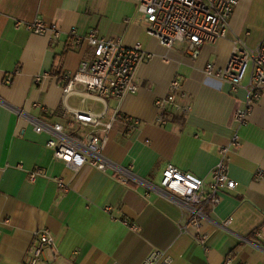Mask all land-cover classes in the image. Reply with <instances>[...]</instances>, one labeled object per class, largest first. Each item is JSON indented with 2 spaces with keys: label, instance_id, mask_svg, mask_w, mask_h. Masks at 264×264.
<instances>
[{
  "label": "crops",
  "instance_id": "1",
  "mask_svg": "<svg viewBox=\"0 0 264 264\" xmlns=\"http://www.w3.org/2000/svg\"><path fill=\"white\" fill-rule=\"evenodd\" d=\"M88 3L0 0V264H28L35 234L42 229L53 235L55 246L44 250L40 264H143L154 249L166 251L172 264H264V179L257 178L264 174V95L248 124L239 127L235 116L245 107L249 76L233 92L228 83L204 73L208 64L226 67L237 39L257 47L264 38V0H241L227 38L204 45L196 59L184 43L170 50L163 47L131 17L112 23L107 1L97 5L96 17H89ZM37 18L47 27L56 26L59 36L17 26L18 21L30 24ZM73 29L80 36L95 29L100 37H121L128 46L141 42L154 55L138 68V92L119 105L110 101L111 109L119 106L121 115L140 122L132 133L123 122L116 123L104 151L112 163L133 166L135 175L158 186L168 165L208 184L220 148L239 136L240 145L228 155L229 175L239 185L222 192L210 221L202 223L208 251L195 241L194 229L181 234V209L168 193L147 194L141 185L121 184L112 170L87 165L74 173L55 159L48 135L36 133L24 116L64 123V77L92 56L86 41L76 44ZM176 77L183 80L178 100L192 111L171 113L162 125L155 101L168 95ZM9 78L12 84L7 85ZM34 103L47 106L50 114ZM70 104L103 110L101 103L81 104L77 97ZM36 167L46 176L32 182L29 172ZM58 179L70 186L69 192L59 189ZM230 217L232 223L223 227Z\"/></svg>",
  "mask_w": 264,
  "mask_h": 264
},
{
  "label": "built area",
  "instance_id": "2",
  "mask_svg": "<svg viewBox=\"0 0 264 264\" xmlns=\"http://www.w3.org/2000/svg\"><path fill=\"white\" fill-rule=\"evenodd\" d=\"M240 1L134 0L138 11L150 24L147 33L169 50L178 43L186 44L187 52L193 59L199 57L204 45L216 44L227 38L231 18ZM17 26H24L39 35L60 34L56 26L47 27L39 18L30 24L18 21ZM71 36L76 44L86 41L92 48V56L81 62L75 74L64 77L61 114L64 123L50 122L26 114L24 116L31 121L36 133L48 135L47 146L53 150L55 159L64 162L74 173L87 165L102 172L112 170L121 184L141 185L147 189V194L151 191L168 193L181 209V234H190V230L194 229L195 241L208 251L209 236L202 231V223L210 221L209 214L220 205L222 192L234 191L239 185L231 179L228 170V155L231 148L240 145L239 136L235 134L228 145L220 148V159L208 184L174 165H168L163 170L158 186L135 175L133 166L124 168L112 163L105 157L104 151L116 123L123 122L127 132L132 133L140 122L133 117L121 115L119 106L111 109L110 101H117L119 105L127 95L138 92V68L154 55L141 42L128 46L121 37L98 36L95 29H90L84 36L78 35L76 29H73ZM234 44L225 68L217 69L213 64H208L204 73L207 77L228 83L233 92L249 76L245 107L235 116L238 126L243 127L248 124L254 106L264 95V38L255 48H250L241 39H237ZM40 81L41 77L38 76L36 82ZM6 84H12V79H7ZM182 88L183 80L176 77L170 83L168 95L155 101L160 124L166 125L171 113L189 114L192 111V106L184 105L178 100ZM73 97L79 98L81 104L88 101L99 102L103 105V110L96 113L73 107L70 104ZM34 107L40 108L44 115L50 114L45 105L34 103ZM42 176H46V173L39 167L29 172L32 182ZM257 178L264 179V174L259 172ZM57 184L62 192L70 191V186L62 179H58ZM106 210L110 211V208L106 207ZM232 221L230 217L223 227L227 228ZM256 235L261 236L258 231ZM54 246L55 239L48 230L37 232L28 264H40L44 250ZM143 264H172V259L166 251L154 249Z\"/></svg>",
  "mask_w": 264,
  "mask_h": 264
},
{
  "label": "rangeland",
  "instance_id": "3",
  "mask_svg": "<svg viewBox=\"0 0 264 264\" xmlns=\"http://www.w3.org/2000/svg\"><path fill=\"white\" fill-rule=\"evenodd\" d=\"M106 1L110 3L109 10H107L106 14L112 23L114 21L122 23V21L128 16L131 17L132 23L142 25L145 31L150 28V24L146 22L145 17L138 11V7L133 0H89V12L87 15L89 17H96L94 12L97 10V5L102 2L105 3ZM120 3L122 6H118ZM93 106H96V104H93Z\"/></svg>",
  "mask_w": 264,
  "mask_h": 264
}]
</instances>
